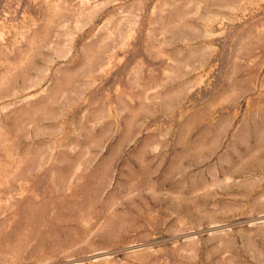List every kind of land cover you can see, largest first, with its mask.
Returning <instances> with one entry per match:
<instances>
[{"label": "rangeland", "instance_id": "obj_1", "mask_svg": "<svg viewBox=\"0 0 264 264\" xmlns=\"http://www.w3.org/2000/svg\"><path fill=\"white\" fill-rule=\"evenodd\" d=\"M0 264H264V0H0Z\"/></svg>", "mask_w": 264, "mask_h": 264}]
</instances>
